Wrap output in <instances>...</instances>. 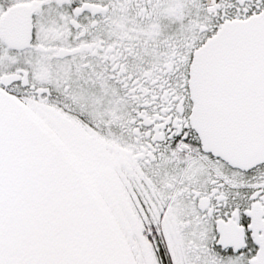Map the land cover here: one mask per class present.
<instances>
[{"label":"snow or ice","instance_id":"snow-or-ice-1","mask_svg":"<svg viewBox=\"0 0 264 264\" xmlns=\"http://www.w3.org/2000/svg\"><path fill=\"white\" fill-rule=\"evenodd\" d=\"M0 264H264V0H0Z\"/></svg>","mask_w":264,"mask_h":264}]
</instances>
